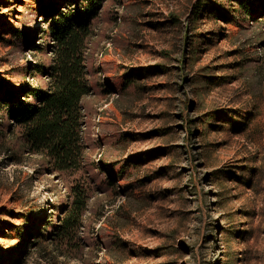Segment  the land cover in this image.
Listing matches in <instances>:
<instances>
[{
    "label": "rangeland",
    "instance_id": "1",
    "mask_svg": "<svg viewBox=\"0 0 264 264\" xmlns=\"http://www.w3.org/2000/svg\"><path fill=\"white\" fill-rule=\"evenodd\" d=\"M44 1L0 0V80L11 86L46 80L24 72L49 61L25 45L34 29V45L49 39ZM239 1L101 4L80 170L54 173L0 114V262L264 264V26ZM203 3L216 13L195 17ZM75 185L88 196L77 251L20 236L68 207Z\"/></svg>",
    "mask_w": 264,
    "mask_h": 264
},
{
    "label": "trees",
    "instance_id": "2",
    "mask_svg": "<svg viewBox=\"0 0 264 264\" xmlns=\"http://www.w3.org/2000/svg\"><path fill=\"white\" fill-rule=\"evenodd\" d=\"M106 0H45L38 3L36 14L47 24L45 48L34 45L36 29L25 45L49 53L47 64L40 62L24 68L35 77H45L43 85L9 84L0 80V114L7 129L17 130L23 149L46 158L54 172L76 171L84 167L86 145L82 140V100L92 92L86 67L87 40L92 23ZM230 1V0H229ZM63 4L69 5L66 9ZM245 19L264 26V0H240ZM215 14L213 6H196L193 15L205 10ZM227 20L226 18H224ZM126 74L125 76H127ZM32 78V77H30ZM130 78H124L126 85ZM104 90V89H103ZM106 91V90H105ZM85 188L71 187V201L53 219L30 220L21 237L48 242L59 253H71L81 247L79 231L88 196ZM4 262H0L3 264Z\"/></svg>",
    "mask_w": 264,
    "mask_h": 264
}]
</instances>
